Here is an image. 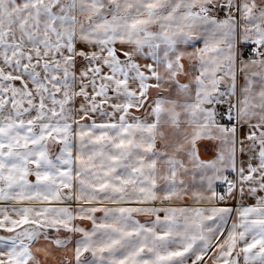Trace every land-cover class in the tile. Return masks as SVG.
Instances as JSON below:
<instances>
[{
	"label": "snow or ice",
	"instance_id": "1",
	"mask_svg": "<svg viewBox=\"0 0 264 264\" xmlns=\"http://www.w3.org/2000/svg\"><path fill=\"white\" fill-rule=\"evenodd\" d=\"M0 264H264V0H0Z\"/></svg>",
	"mask_w": 264,
	"mask_h": 264
}]
</instances>
